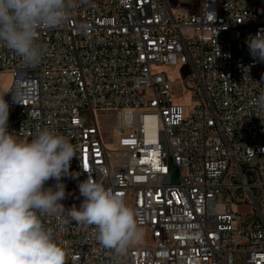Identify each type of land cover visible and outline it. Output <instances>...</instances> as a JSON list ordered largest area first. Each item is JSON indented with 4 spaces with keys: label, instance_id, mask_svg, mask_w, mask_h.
I'll list each match as a JSON object with an SVG mask.
<instances>
[{
    "label": "built area",
    "instance_id": "1",
    "mask_svg": "<svg viewBox=\"0 0 264 264\" xmlns=\"http://www.w3.org/2000/svg\"><path fill=\"white\" fill-rule=\"evenodd\" d=\"M190 1L71 0L66 21L40 32L35 66L0 43V72L14 75L8 131L31 141L48 128L76 150L65 209L80 207L90 175L122 194L143 233L117 255L67 211L42 216L66 264H235L238 251L264 264V111L251 103L264 62L247 43L264 32V0ZM166 66L187 67L188 105Z\"/></svg>",
    "mask_w": 264,
    "mask_h": 264
},
{
    "label": "clouds",
    "instance_id": "2",
    "mask_svg": "<svg viewBox=\"0 0 264 264\" xmlns=\"http://www.w3.org/2000/svg\"><path fill=\"white\" fill-rule=\"evenodd\" d=\"M71 6V0H0V43L26 64L38 65L44 51L37 42L40 32L62 25ZM247 43L250 54L264 62V32ZM251 103L264 111V93ZM9 111L0 96V264H66V250L41 220L50 213L67 211L78 224L94 226L98 242L117 255L142 240L134 209L90 175L79 184L80 207L65 209L62 177L77 156L73 144L48 128L30 142L17 139L8 131ZM50 179L56 181L54 188H45Z\"/></svg>",
    "mask_w": 264,
    "mask_h": 264
},
{
    "label": "rangeland",
    "instance_id": "3",
    "mask_svg": "<svg viewBox=\"0 0 264 264\" xmlns=\"http://www.w3.org/2000/svg\"><path fill=\"white\" fill-rule=\"evenodd\" d=\"M183 5L185 6H191V1L190 0H179ZM165 71L167 73V77L169 81L171 82L173 86V91H174V100L182 105H188L189 104V96L190 93L188 91L184 90V87L181 82V75L187 71V67L184 66H166ZM14 80V75L9 74V73H2L0 72V96H3L5 92L9 89L10 85L12 84ZM82 116L85 118L87 123H92V118H91V113L88 109H83L81 111ZM101 119H103L101 117ZM110 128V127H109ZM107 128L106 130L109 131L110 129ZM21 141L24 142H30L27 139H21L17 138ZM172 180L174 183H177L179 180V176L176 172L173 173ZM248 208L245 207L242 209V211H247ZM257 215L254 213L252 215H249L247 217L248 221H252L255 219ZM234 262L235 264H245V254L243 251H238L234 255Z\"/></svg>",
    "mask_w": 264,
    "mask_h": 264
},
{
    "label": "bare ground",
    "instance_id": "4",
    "mask_svg": "<svg viewBox=\"0 0 264 264\" xmlns=\"http://www.w3.org/2000/svg\"><path fill=\"white\" fill-rule=\"evenodd\" d=\"M147 121H148V126H152V116H149L148 118H147ZM148 137H149V139H153V134L152 133H149L148 134Z\"/></svg>",
    "mask_w": 264,
    "mask_h": 264
},
{
    "label": "trees",
    "instance_id": "5",
    "mask_svg": "<svg viewBox=\"0 0 264 264\" xmlns=\"http://www.w3.org/2000/svg\"><path fill=\"white\" fill-rule=\"evenodd\" d=\"M111 118H112V117H110L109 119L111 120ZM109 119L104 117V125H105L106 129L109 128V127H108V123H107V121H108ZM113 121H114V120H113V118H112V122H113ZM109 129H110V128H109Z\"/></svg>",
    "mask_w": 264,
    "mask_h": 264
},
{
    "label": "snow or ice",
    "instance_id": "6",
    "mask_svg": "<svg viewBox=\"0 0 264 264\" xmlns=\"http://www.w3.org/2000/svg\"><path fill=\"white\" fill-rule=\"evenodd\" d=\"M122 195V194H121Z\"/></svg>",
    "mask_w": 264,
    "mask_h": 264
}]
</instances>
